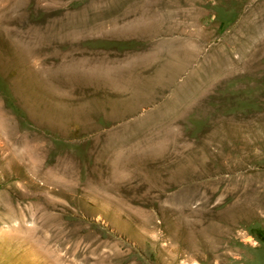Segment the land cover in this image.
<instances>
[{"label":"rangeland","instance_id":"1","mask_svg":"<svg viewBox=\"0 0 264 264\" xmlns=\"http://www.w3.org/2000/svg\"><path fill=\"white\" fill-rule=\"evenodd\" d=\"M0 264H264V0H0Z\"/></svg>","mask_w":264,"mask_h":264}]
</instances>
